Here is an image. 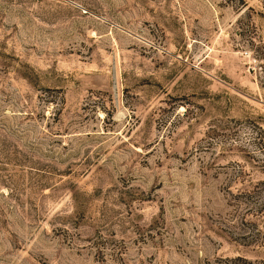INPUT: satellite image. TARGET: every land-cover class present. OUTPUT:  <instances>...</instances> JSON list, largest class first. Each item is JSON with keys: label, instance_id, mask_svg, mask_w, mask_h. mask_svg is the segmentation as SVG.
<instances>
[{"label": "rangeland", "instance_id": "rangeland-1", "mask_svg": "<svg viewBox=\"0 0 264 264\" xmlns=\"http://www.w3.org/2000/svg\"><path fill=\"white\" fill-rule=\"evenodd\" d=\"M264 261V0H0V264Z\"/></svg>", "mask_w": 264, "mask_h": 264}, {"label": "trees", "instance_id": "trees-1", "mask_svg": "<svg viewBox=\"0 0 264 264\" xmlns=\"http://www.w3.org/2000/svg\"><path fill=\"white\" fill-rule=\"evenodd\" d=\"M237 258L242 259V260H245V261H247L248 263L252 264V261L249 260V259H247V258H245V257L237 256ZM262 264H264V261L262 262Z\"/></svg>", "mask_w": 264, "mask_h": 264}]
</instances>
